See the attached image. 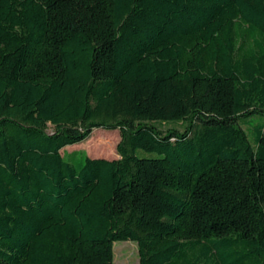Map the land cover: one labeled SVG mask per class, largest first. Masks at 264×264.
I'll return each instance as SVG.
<instances>
[{
    "label": "trees",
    "instance_id": "16d2710c",
    "mask_svg": "<svg viewBox=\"0 0 264 264\" xmlns=\"http://www.w3.org/2000/svg\"><path fill=\"white\" fill-rule=\"evenodd\" d=\"M95 128L118 157L61 154ZM117 241L264 264V0H0V264Z\"/></svg>",
    "mask_w": 264,
    "mask_h": 264
},
{
    "label": "rangeland",
    "instance_id": "374dc122",
    "mask_svg": "<svg viewBox=\"0 0 264 264\" xmlns=\"http://www.w3.org/2000/svg\"><path fill=\"white\" fill-rule=\"evenodd\" d=\"M242 127L246 132L249 131L248 125ZM51 130V127L48 129ZM120 139L118 130H106L95 128L89 138L75 144H70L61 149V154L79 150L86 153L89 157L116 158V144ZM92 152V155L90 154ZM137 155L155 156L154 153H147L137 150ZM127 260V261H125ZM113 264H140L137 245L133 241H117L113 244Z\"/></svg>",
    "mask_w": 264,
    "mask_h": 264
}]
</instances>
